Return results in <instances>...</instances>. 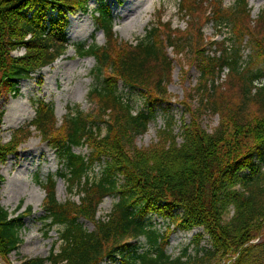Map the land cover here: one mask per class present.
<instances>
[{
	"label": "trees",
	"instance_id": "1",
	"mask_svg": "<svg viewBox=\"0 0 264 264\" xmlns=\"http://www.w3.org/2000/svg\"><path fill=\"white\" fill-rule=\"evenodd\" d=\"M88 2L0 0V98L5 93L16 97L20 81L67 52L69 16L86 13ZM178 14L186 23L184 30L164 22L159 13L144 37L130 44L117 39L110 10L99 3L94 21L105 44L75 48L78 57L94 59V73L103 78L101 86L88 93L94 108L90 113L69 111L58 125L53 108L39 101L29 127L16 130L0 145L2 165L17 154L29 139L27 130L34 128L65 169L59 177L69 196H80L78 203H59L55 180L47 179L43 220L48 230L61 229L60 246L45 259L20 264H99L116 257L121 264H210L218 257L220 263L229 258L228 264H264L254 258L264 252V245H249L264 223V11L252 20L247 0H235L229 8L222 0H179ZM207 24L227 36L220 43L207 41ZM245 48L250 50L246 62ZM212 49L219 55H210ZM19 51L23 54L12 56ZM182 59H187L188 69L195 68L198 78L184 92L181 106L190 120L181 123L176 135L168 86L173 63ZM188 69L182 68V80ZM119 84L140 92L142 110L133 113ZM224 89H237L239 101H225ZM157 113L165 118L157 142L135 148L134 139L146 133ZM215 115L218 126L208 133L201 119ZM2 117L0 111V122ZM77 148H86L88 154H76ZM108 197L116 200L111 212L97 221L99 206ZM230 208L233 215L225 220ZM30 214L29 208L11 216L0 206V262L19 249L24 219ZM153 216L168 223L164 233L152 226ZM81 221L92 222L94 231L85 230ZM170 226L184 232L203 229L210 247H200L202 235H196L194 257L184 249L171 259L165 252ZM139 238L150 251L137 252L132 242Z\"/></svg>",
	"mask_w": 264,
	"mask_h": 264
},
{
	"label": "rangeland",
	"instance_id": "2",
	"mask_svg": "<svg viewBox=\"0 0 264 264\" xmlns=\"http://www.w3.org/2000/svg\"><path fill=\"white\" fill-rule=\"evenodd\" d=\"M251 10V18L255 20L262 11H264V0H247ZM99 3L105 4L110 10L113 20V32L121 42L135 44L136 40L142 39L146 29L154 21V18L160 13L163 21H171L173 28L184 30L186 23L178 14L179 0H89L86 13H77L70 16L66 35L70 43L67 52L58 59L53 65L42 69L40 72L31 76L30 79L19 82V93L16 97L5 93L0 98V111L3 113L0 122V145H5L10 141L11 135L18 129L29 127L35 118L36 104L42 101L54 110V116L57 124L60 125L63 118L69 111L79 109L84 113L91 112L94 108L88 100V93L93 88H98L103 83V78L94 73L95 61L90 57H78L75 48L79 44L90 46L92 44L101 47L105 44V38L101 31H96L94 21V11ZM235 3V0H222L224 7L229 8ZM76 18L71 22V18ZM203 34L207 41L220 43L227 32L222 30L218 33L212 24H207L203 28ZM210 55L218 56L217 51L208 50ZM168 56L174 59L170 50ZM23 52H15L12 56H20ZM250 50H243V60L246 62ZM187 59L180 60V63H173L172 80L168 86L171 96L172 106L170 115L175 120L176 135L180 134L181 123H189V114L185 113L182 102H184V92L192 89L198 78V72L195 68L188 69ZM188 69L187 77L182 80L181 70ZM225 73H227L225 71ZM224 81V76L222 77ZM262 83V82H260ZM255 83V85H260ZM119 90L123 98L128 102L133 113L144 108V99L137 90L124 89L119 84ZM223 98L229 104H236L239 101V92L237 89H224ZM85 94V96H83ZM187 103V101L185 102ZM187 105H189L187 103ZM191 107L193 106L190 104ZM34 111V116L30 111ZM28 118L24 124L21 120ZM164 116L157 113L156 119L152 121L144 135L134 139L133 146L137 149H146L157 142V132L163 126ZM201 128L211 133L218 126V116H205L201 119ZM29 139L23 142L16 155L9 156L4 164L0 165V206L3 207L11 216L22 214L27 209H31L30 216L24 219V227L20 237L22 244L16 252L7 257V262L0 264H20L25 259H45L49 256L52 249L58 250L60 242L58 234L61 229L57 226L48 230L43 220L44 212L42 205L45 199L43 186L49 177L55 180V196L59 203H64L68 199L78 203L79 193H73L69 196L65 181L60 178L65 174V169L59 163L55 152L46 143L41 141L40 135L30 128L27 130ZM180 142V139H179ZM24 152L23 156L20 150ZM76 154L87 155L86 148L74 149ZM99 167L95 168V174H99ZM41 199V200H40ZM41 204L38 209L35 207ZM113 198H105L99 206L96 214L97 221L106 220L110 214L113 204ZM233 209L230 208L225 220L231 219ZM84 229L88 232L94 231L92 222L81 221ZM150 222L158 233H164L168 223L157 216H153ZM168 245L165 249L166 254L171 259L180 256L184 249H188V255L194 257L195 247L192 240L196 235H202L200 247L209 248V237L203 229H194L189 232L179 231L174 226L169 228ZM134 244V242H132ZM264 245V223L261 224L259 231L254 234V238L249 245ZM139 250L149 249L144 239L138 241ZM245 247V246H244ZM235 257V255H233ZM230 258V261L234 260ZM256 259L264 263V252L261 251L255 255ZM225 262V263H224ZM220 263L219 257L210 264H228L229 258ZM48 264V263H46ZM99 264H118L111 263L104 259Z\"/></svg>",
	"mask_w": 264,
	"mask_h": 264
},
{
	"label": "bare ground",
	"instance_id": "3",
	"mask_svg": "<svg viewBox=\"0 0 264 264\" xmlns=\"http://www.w3.org/2000/svg\"><path fill=\"white\" fill-rule=\"evenodd\" d=\"M76 20V18H71L70 19V21L71 22H74ZM83 96H85V94H83ZM30 115L33 117L34 116V111H30ZM27 121H30L28 118H26V119H23V120H21V124H24V123H26ZM20 153L22 154V156H23V154H24V152L22 151V149L20 150ZM41 200V199H40ZM40 204H41V201H39V204L35 207L36 209H38L39 208V206H40Z\"/></svg>",
	"mask_w": 264,
	"mask_h": 264
}]
</instances>
